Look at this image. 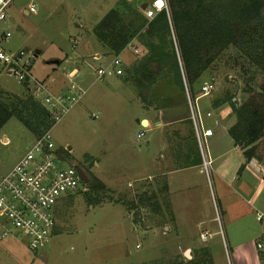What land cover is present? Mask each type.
<instances>
[{
    "label": "rangeland",
    "instance_id": "1",
    "mask_svg": "<svg viewBox=\"0 0 264 264\" xmlns=\"http://www.w3.org/2000/svg\"><path fill=\"white\" fill-rule=\"evenodd\" d=\"M122 1L12 0L6 7L7 16L0 20V47L8 52L26 49L34 53L30 67L33 79L45 81L48 86L57 77L60 78L59 82L65 79L67 82V74L73 68L77 69L73 79L84 92L54 122L50 134L55 146L65 148L62 149L64 165L82 167L88 180L57 199L53 234L44 247L30 251L22 235L15 230L4 237L0 235V264H230L228 244L231 243V235L226 233L225 226V233L218 226V233L206 235L204 240L199 234L178 235L180 245L187 243L194 248L205 245L202 251L194 252L196 260L187 262L183 248L174 250L177 243L173 237L176 236H170L164 243L160 229H154L156 218L147 213L148 205L139 203L144 191L135 192L130 189V183L126 185L133 175L127 167L138 161L141 146L147 137V134L137 136L132 116L139 114L142 108L169 104L174 94L165 84L167 78L163 76L164 73H160L149 91L140 90L144 95L140 96L133 73L128 71L145 54L144 47L135 41L125 46L122 75H115L108 68L103 78L97 77L95 68L107 66L111 54L108 56L98 47L101 57L94 59L93 52L96 50H89L85 38L88 40L89 37L91 41L95 40L97 46H101L92 28L106 11L120 6ZM30 3L34 5L35 12L25 14L23 9ZM5 32L10 35L3 39L2 34ZM134 47L138 52L133 51ZM54 60L59 63L52 62ZM222 60L217 64V69L207 70L205 78L214 76L216 90L220 92L226 85L234 90V80L241 78L236 69L226 67ZM243 65L247 63L243 61ZM60 84L62 86L63 83ZM198 85L200 83L196 82L193 86ZM35 87L36 83L18 82L13 75L0 69L1 100L8 101L26 93L34 94ZM210 94L199 97L200 101L209 100ZM239 95L242 97L241 92ZM42 97L43 93L40 92L37 100L42 102ZM234 118H228L222 130ZM3 135L8 138L7 142L2 139ZM33 141L34 134L16 117L4 123L0 128V177ZM230 142L227 154L217 158L218 152L212 150V146L215 143L219 146L220 142L215 136L208 139L213 171L211 186L203 174L205 181L201 190L209 199L202 205L203 210L216 218L215 226L223 222L224 215L244 213L253 228L250 237L264 242V217L258 220L255 216L257 211L264 212V208L248 203L246 192L239 191L235 184L229 186L228 180L232 173L222 178L216 171L222 158H226L229 163L238 158L237 150L232 149L234 143L232 140ZM242 178L248 184L246 191L250 192L256 179L249 173H243ZM110 183H118V186L113 187ZM234 187L243 198L238 197L236 201L232 199L236 193L232 189ZM225 203H228L227 208ZM2 228L0 222V232ZM225 236H228L227 240Z\"/></svg>",
    "mask_w": 264,
    "mask_h": 264
},
{
    "label": "trees",
    "instance_id": "2",
    "mask_svg": "<svg viewBox=\"0 0 264 264\" xmlns=\"http://www.w3.org/2000/svg\"><path fill=\"white\" fill-rule=\"evenodd\" d=\"M168 4L169 17L161 11L148 18L135 0H123L105 12L93 32L113 55L131 41L144 47L145 54L131 65L141 97L140 90L149 91L160 73L169 88L175 84L184 92V76L192 89L205 71L217 69L223 59L241 78L234 80V90L225 92L235 116L228 133L245 162L264 163V0H168ZM11 117L19 119L34 136L55 122L32 93L0 99V128ZM59 152L64 155L62 149ZM139 199L142 205L151 203L147 192Z\"/></svg>",
    "mask_w": 264,
    "mask_h": 264
},
{
    "label": "crops",
    "instance_id": "3",
    "mask_svg": "<svg viewBox=\"0 0 264 264\" xmlns=\"http://www.w3.org/2000/svg\"><path fill=\"white\" fill-rule=\"evenodd\" d=\"M135 1L141 7L143 3L153 0ZM23 12L27 14L25 8ZM85 43H87L89 50H96L93 52V58L95 56L101 57L97 50L98 47L102 49L103 52L107 53L108 56L111 54L108 53L107 49L101 44V46H97L95 40L91 41L89 37L88 40L85 38ZM125 50L124 48L118 54L121 56L123 64V56L126 54ZM35 51L36 53L39 52V50ZM113 56L114 55L111 54L108 63ZM54 63H59V61L57 60V62ZM128 71L132 72L131 66ZM206 74L208 75L207 71L202 74L198 81L199 83L206 77ZM58 79L60 78L57 77L54 83L49 86L44 81L48 91L56 93L65 89L66 79L61 82H59ZM60 83L64 85L62 84L61 86ZM199 86L200 85L197 87L193 86L192 92L194 96L199 94ZM228 89L232 88L226 85L220 92L216 90L215 86L211 92L212 95L210 94L211 97L209 100L200 101L202 97L198 98L200 107L203 110H211L213 117L218 120V124L214 125L212 119H206V123L213 128V135L210 138L215 136L217 141L220 142L219 146L217 143L212 146V150L218 152L217 158L227 154L228 150H230V141L232 140L228 133V128L234 123L235 118L228 127H224L225 130H222V126L226 120L235 117L233 116L234 113L231 105L225 99V92ZM170 90H172L171 94L174 95L173 98L167 96L168 98H172L169 104L158 106L157 108H142L139 114L132 116L133 125L135 129H137V134L139 131L143 130L144 135L147 134V137L145 138L144 144L141 146L138 161L133 162L132 165L129 164L127 167L133 175L131 179L127 180L126 185L130 183V189L139 193L144 191L151 196V203H147V213L150 217H154L157 220V223L153 225L154 229H160V236L164 237V243L170 236L171 238L176 236L173 237V241L177 243L174 250L183 248L185 252L188 251V256L185 254L187 257L186 261L196 260V254L194 252L198 250L202 251L205 245L195 248L187 243L185 245H180V242L177 241L178 235L199 234L200 238L204 240L206 235L217 234L218 226H220L219 229H222L225 233L223 229V226H225L226 233L231 235V243L228 244L230 264H264V242L256 241L253 237H250L253 228H251L244 213L235 212L227 217L224 215L223 222L215 226L214 221H216V218L212 213L208 215V213L203 210L202 205L209 201V199L208 196L206 197L205 194L203 195L201 190V188H204L205 180L203 173L199 170L200 153L191 121L187 116L185 94L175 84L170 87ZM232 99L234 100L235 97ZM136 119H138L139 122H137ZM143 119L146 120L144 125L140 122ZM2 139L5 142L8 141V138L4 135ZM232 149L237 150L238 158L235 159L234 157L235 161H233V163H229L226 158H222L216 171L220 173L222 178L223 175L228 176L232 173L231 178L228 180L229 186L230 184H235L239 191L241 189L246 192V196H248L246 200L248 203L253 206L257 204L264 208V198H262V202L260 201V198L264 197V180L259 179L256 171V167L260 163L256 162L254 159L245 162L242 150L235 143ZM241 165H244L242 169H240ZM239 172L241 173L240 175H238ZM243 173H249L256 179L255 185H253V189L250 192L246 191L248 184L242 178ZM98 178L102 181L100 177ZM110 185L116 187L118 183H110ZM232 189L236 192L232 195V199L236 201L239 199L238 197H241V193H239L235 187ZM141 194L143 195V193ZM226 204L228 203H225V206ZM154 208L155 211L153 210ZM227 237L225 236L226 240ZM161 241L163 242L162 238ZM259 242L262 244L260 247L257 245ZM138 245L137 243L136 246ZM190 252H193V254L190 255Z\"/></svg>",
    "mask_w": 264,
    "mask_h": 264
},
{
    "label": "built area",
    "instance_id": "4",
    "mask_svg": "<svg viewBox=\"0 0 264 264\" xmlns=\"http://www.w3.org/2000/svg\"><path fill=\"white\" fill-rule=\"evenodd\" d=\"M11 1L0 0V20L6 18V7ZM142 11L148 18L161 11L170 16L168 0L147 2ZM26 12H35L34 5L28 4ZM9 35V32H5L2 38L5 39ZM133 51L138 52V49L134 47ZM33 55L34 53L26 49L8 52L0 47V69L13 75L18 82L36 83L34 97L38 98V94L43 93L41 103L56 121L78 100L84 90L74 81L73 77L77 71L72 69L66 76L65 89L56 93L48 91L42 81L32 78L30 67ZM94 58L98 59L99 56ZM108 68H111L115 75H122L124 69L121 56L114 55L107 66H97L95 68L97 77L103 78ZM183 86L188 118L200 153L199 170L211 186L213 159L207 142L213 135V128L206 123V119H212L214 125L218 124V120L213 117L211 110H203L200 107L198 98L212 92L215 87V77L209 76L201 81L197 96H194L184 76ZM142 135H144L143 130L137 134L138 137ZM60 149L65 148L55 146L50 130H46L34 137L33 143L25 153L0 177V222L3 224L0 235L4 237L14 230L18 231L30 251H37L49 242L54 229V205L57 199L66 191L77 188L81 183L76 166L64 165ZM256 171L259 179L264 180V163L258 164ZM262 217L264 213L256 212L258 220ZM224 244L226 246L225 241ZM257 245L262 246L260 242Z\"/></svg>",
    "mask_w": 264,
    "mask_h": 264
},
{
    "label": "water",
    "instance_id": "5",
    "mask_svg": "<svg viewBox=\"0 0 264 264\" xmlns=\"http://www.w3.org/2000/svg\"><path fill=\"white\" fill-rule=\"evenodd\" d=\"M146 6V3H143L142 5H141V9H143L144 7ZM36 52V51H35ZM54 62H57V60H54ZM136 121L137 122H139V120L138 119H136ZM141 122V124H145L146 123V120L145 119H143V120H141L140 121ZM79 175H80V178H81V180L83 181V182H87V177H86V175L84 174V171H82V170H80V172H79ZM185 254L188 256V254L185 252Z\"/></svg>",
    "mask_w": 264,
    "mask_h": 264
},
{
    "label": "flooded vegetation",
    "instance_id": "6",
    "mask_svg": "<svg viewBox=\"0 0 264 264\" xmlns=\"http://www.w3.org/2000/svg\"><path fill=\"white\" fill-rule=\"evenodd\" d=\"M76 168H77V170H78V174H79L80 170L84 171L83 168L80 167V166H76Z\"/></svg>",
    "mask_w": 264,
    "mask_h": 264
},
{
    "label": "bare ground",
    "instance_id": "7",
    "mask_svg": "<svg viewBox=\"0 0 264 264\" xmlns=\"http://www.w3.org/2000/svg\"><path fill=\"white\" fill-rule=\"evenodd\" d=\"M186 253L188 254V251H186Z\"/></svg>",
    "mask_w": 264,
    "mask_h": 264
}]
</instances>
